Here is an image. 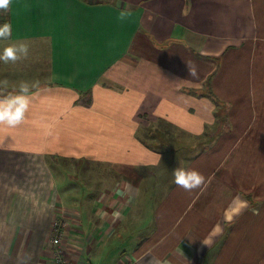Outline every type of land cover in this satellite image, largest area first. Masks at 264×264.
<instances>
[{
	"label": "crops",
	"instance_id": "0c3cea01",
	"mask_svg": "<svg viewBox=\"0 0 264 264\" xmlns=\"http://www.w3.org/2000/svg\"><path fill=\"white\" fill-rule=\"evenodd\" d=\"M5 15L0 48L29 50L0 61V97L39 83L25 120L0 123V264H50L66 194L78 264H264V0H10ZM187 136L203 145L177 155ZM176 167L204 182L183 188ZM72 170L112 179L79 194ZM236 194L247 208L228 219Z\"/></svg>",
	"mask_w": 264,
	"mask_h": 264
},
{
	"label": "clouds",
	"instance_id": "9594fccd",
	"mask_svg": "<svg viewBox=\"0 0 264 264\" xmlns=\"http://www.w3.org/2000/svg\"><path fill=\"white\" fill-rule=\"evenodd\" d=\"M10 0H0V8H7ZM131 15V10L121 9L119 18L123 20L125 17ZM12 34V25L5 21L0 24V39H9ZM29 45L23 41L11 42L5 44L0 48V61H16L21 56H27ZM189 73L192 76H197L195 66H189ZM39 82L29 84L22 81L19 84V91L14 95H7L0 97V123L8 126H15L26 118V113L29 109L32 97L35 95L31 91ZM174 182L185 189H193L200 186L204 182V175L195 168L176 167L173 170ZM247 201L240 195L236 194L230 204V213L228 219L232 218L231 213L239 214L247 208ZM205 244L206 241H203Z\"/></svg>",
	"mask_w": 264,
	"mask_h": 264
},
{
	"label": "rangeland",
	"instance_id": "374dc122",
	"mask_svg": "<svg viewBox=\"0 0 264 264\" xmlns=\"http://www.w3.org/2000/svg\"><path fill=\"white\" fill-rule=\"evenodd\" d=\"M5 21H6L5 8H0V24H3ZM0 43H1V40H0ZM175 141L176 140H172V144ZM180 142H181V144L177 148V155L185 154V155L189 156L193 151L199 149L203 145L202 144L203 142L201 140H196L195 138H193L191 136H187L186 139H181ZM157 148L166 149L164 147V144L162 146H158ZM53 168H54V166H53ZM54 174H55V177L57 178L58 181L62 180L63 174L60 171H58L56 168H54ZM67 174L68 175L66 176V180H64L62 182V184H66L67 187L69 186V182L75 184L76 187H79V194L82 193L83 188H86V186H93V184H95L94 187L98 189L106 180L112 179V177L109 178L107 171H102V172L92 171L91 174H87V175L92 176V177L86 176L81 170H77V171L72 170L71 172H68ZM71 189H72V187H71ZM97 189L93 192H91L93 190V188L88 189L89 192L91 193V196H93L94 193H96ZM66 190H67V188H65V191ZM74 196H75L74 194H70V195L66 194L65 199L63 201H64L65 205H67L64 207H66V208L71 207V210L75 213L74 214H57L56 215V224H59L58 226H62L61 227V231H63L62 239L66 235L67 230L68 229L70 230L71 227H76V228H79L81 230V222L83 220V215H82L83 212L81 211L82 204L81 203H73L72 199ZM95 209H96L95 204H92V210H95ZM83 211H84V209H83ZM102 216H103V214L99 215V217L101 219H102ZM72 217L76 218V220L71 221L72 219H74ZM96 220H98V224L96 225V228L99 232H101L102 231L101 227L104 225V220H100V219H96ZM101 236H102V234H101ZM61 245H62L61 249H64L66 247L62 241H61ZM66 250H67V248H66Z\"/></svg>",
	"mask_w": 264,
	"mask_h": 264
},
{
	"label": "built area",
	"instance_id": "2783aa9c",
	"mask_svg": "<svg viewBox=\"0 0 264 264\" xmlns=\"http://www.w3.org/2000/svg\"><path fill=\"white\" fill-rule=\"evenodd\" d=\"M59 224H56V217L53 220V225L51 229V233L49 236V261L50 264H78L77 262L72 261L69 259L63 252V249H61V241L63 236V231H61L62 226H58Z\"/></svg>",
	"mask_w": 264,
	"mask_h": 264
},
{
	"label": "trees",
	"instance_id": "16d2710c",
	"mask_svg": "<svg viewBox=\"0 0 264 264\" xmlns=\"http://www.w3.org/2000/svg\"><path fill=\"white\" fill-rule=\"evenodd\" d=\"M211 141H212V139H209L207 142L208 144H206V145H209L211 143Z\"/></svg>",
	"mask_w": 264,
	"mask_h": 264
}]
</instances>
